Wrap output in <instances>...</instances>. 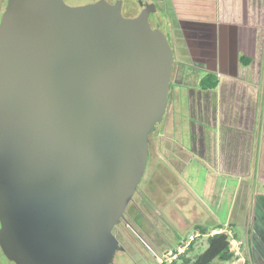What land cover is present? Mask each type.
Returning <instances> with one entry per match:
<instances>
[{
    "label": "water",
    "instance_id": "1",
    "mask_svg": "<svg viewBox=\"0 0 264 264\" xmlns=\"http://www.w3.org/2000/svg\"><path fill=\"white\" fill-rule=\"evenodd\" d=\"M155 6H152L154 9ZM121 0H8L0 20V249L111 264L166 113L174 56Z\"/></svg>",
    "mask_w": 264,
    "mask_h": 264
},
{
    "label": "crops",
    "instance_id": "2",
    "mask_svg": "<svg viewBox=\"0 0 264 264\" xmlns=\"http://www.w3.org/2000/svg\"><path fill=\"white\" fill-rule=\"evenodd\" d=\"M161 6L154 26L165 28L176 46L181 39L191 60L188 68L200 72V79L213 73L217 85L208 90L199 87L200 79L192 85L175 79L163 123L168 135L158 127L149 136V175L166 179L167 169L180 164L183 172L195 164L224 181V187L220 196L212 190L210 202L206 190L200 197L190 189L192 205L182 206L183 213L165 209L174 224L169 232L161 228L163 238L153 240L145 219L138 225L164 250L186 238L181 230L188 235L198 227H229L234 239L245 242V264H264V0H162ZM173 52L177 75L180 61L174 47ZM180 183L178 198L186 189ZM225 199L228 210L222 219L210 206L219 212ZM150 200L159 203L153 196ZM0 264H13L1 249Z\"/></svg>",
    "mask_w": 264,
    "mask_h": 264
},
{
    "label": "rangeland",
    "instance_id": "3",
    "mask_svg": "<svg viewBox=\"0 0 264 264\" xmlns=\"http://www.w3.org/2000/svg\"><path fill=\"white\" fill-rule=\"evenodd\" d=\"M93 1L95 0H64V2L69 6L85 5V4L92 3ZM121 1L123 2L122 15L125 16L126 18H133L135 14H138V16L139 14L144 15L143 11H146L147 9L144 8L143 4L145 3L148 4L149 9H150L149 10V14H150L149 23L153 28H156L153 24V16H155L157 13L160 12L158 9L159 8L161 9L162 7L161 6L162 0H121ZM133 4H135V7H132ZM3 6L4 4L2 2L0 5V18L3 12ZM152 6H156V7H154L153 9ZM148 15H147V19H148ZM162 29L161 30L164 31V33L166 34L165 28H162ZM169 40L171 41L172 39L170 38ZM179 41L180 42L177 44V46L174 45L172 41L169 42L170 47L172 48V51H173V47L174 49H176V57L178 58L177 61L178 62L180 61L179 66H178L179 72L176 75V80L178 81L179 85H180V81H182V83H186L187 85L196 84L198 83L201 74L200 72L196 70L192 72L193 69L188 68L191 66L190 64L191 60H190V57L186 55L187 54L186 51H184L183 41H181V39ZM174 55L175 54L173 52V56ZM183 73L184 74L186 73L187 75L184 76ZM178 84L176 85L177 87L179 86ZM169 99H170V95H169ZM165 119H166V113L164 115L163 121L161 123H158L156 127L157 128L159 127V130H161V133L163 132L165 135H168L167 129L163 128L164 127L163 123ZM177 119L178 118L176 117L174 118L172 117V120H177ZM183 120L185 119H182V121ZM179 165L175 166V170L169 169L168 171L167 169L166 179H164L163 175H159V176H156V175L154 176V174L149 175L148 169H149V166H151V164L150 162L148 163L147 161L144 175L137 187V193L142 191L144 194L141 197H139L138 194L134 196V200L136 202L138 201L141 204L142 209L146 214H148L149 211L145 207H143L144 203L145 202L150 203V205L149 203L148 205H149V208L152 210L153 215L155 216L154 218L153 217L152 218L153 220L155 219L154 225L158 227L157 232L162 231L161 228H163L164 231L169 232V230H171V225L174 224L172 221L169 220L166 210H173L176 213V210L179 209L182 212L184 209L182 208V206L186 208V206L192 205V202L190 201V199L187 198L189 195L188 193L190 191H194V193L197 192L199 193V195L200 194L202 195V193L205 192L206 190L205 199L209 202L211 200L210 195L212 193V190L214 192L216 191L217 194H219V196L222 195L224 181H220L221 179L217 181L218 177H215V174L214 175L207 174V172H205L201 167H197L195 164H191L190 166L187 164V167L185 168V170L181 172L184 166L181 167ZM158 174L160 173H157V175ZM178 183H180L181 186L186 188V189H182V192H181L182 195L179 196V198L175 196L179 192ZM201 195L200 197H202ZM152 196L154 199H157L159 203L153 204L152 201L150 200V198L152 199ZM193 199L195 200L194 204L196 205L197 198L196 199L193 198ZM236 200H237L236 204H238V201H239L238 197L236 198ZM226 201L227 199H225L222 205V210L219 212L217 208L215 209V206L213 205L210 206L215 210L216 214L217 213L219 214V217H221L222 219L226 218L225 216L228 210ZM161 203H164L163 209L159 207ZM127 211L128 213L132 214L130 220H133L135 218V212L133 209L132 202L129 203L127 207ZM135 220H137L138 224L139 222H141L139 218H135ZM137 223L136 222L133 223V221L129 222V225L132 227V230L128 228L127 232L133 244L131 243L128 245L126 252L122 253V251H117L115 253V256H114L115 264H157V260L154 259L153 257L152 250H150V248L146 247V245L143 244V241L144 240L149 241V238L148 236H144L146 235V232H144L143 229H141V227ZM178 223L179 224L182 223L180 226L184 227L183 225L184 222L179 221ZM119 228H121V226H119ZM226 228H227V231H229V227H226ZM164 231H162L163 234H164ZM181 231L184 232L183 236L187 237L188 230H181ZM206 237L207 235L204 236L201 240L198 241L196 245L193 246V250L189 253L190 256H195L197 253H200L205 249ZM243 262L244 260L239 261V263H236V264H245V262L244 263Z\"/></svg>",
    "mask_w": 264,
    "mask_h": 264
},
{
    "label": "flooded vegetation",
    "instance_id": "4",
    "mask_svg": "<svg viewBox=\"0 0 264 264\" xmlns=\"http://www.w3.org/2000/svg\"><path fill=\"white\" fill-rule=\"evenodd\" d=\"M96 1L97 0L93 1L92 3L96 2ZM2 2L4 4V6H3V12H4L5 11V8L7 6L8 0H0V5H1ZM143 6L146 9L148 7V4L145 3V4H143ZM122 7H123V2H122ZM132 7H135V4H133ZM3 12H2V14H3ZM121 12H122V9H121ZM137 16H138V14H135L134 17H137ZM1 17H2V15H1ZM149 18H150V14L148 15V21H149ZM0 20H1V18H0ZM155 27L158 28L157 26H155ZM203 47H209V46L200 45L199 48L201 49ZM209 63L211 64V62H209ZM175 67L176 66L173 63L172 75H171V80H170V89H171L174 81H176L175 80L176 79V68ZM193 71L194 70H192V72ZM156 129H157V127L155 126V129L151 132L150 135H152L156 131ZM137 194H138L139 197H141L144 193L142 191L137 193V189H136V192L134 193L132 199L129 201V203H131V202L133 203V209H134V212H135V218H139L140 220L145 219L150 224V229H151V230H147V231L148 232L150 231L153 234V240H157L158 237H160L162 235H161V233L159 231L157 232L158 227L156 225H154L155 219L153 220V218L155 216L153 215L152 210L149 208L148 203L145 202L144 203V206H143V207H145L149 211V213L146 214L143 211L141 204L138 201L136 202L134 200V196L137 195ZM129 203H128V205H129ZM128 205H127V207H128ZM127 207H126L125 212H124V217L113 228V234L117 237V239L119 241L120 249L118 251H122V253L126 252L128 245L132 243V240L129 237V234L127 232V229L128 228L130 230H132V227L129 225V222L133 221V223H135V222L137 223V220H135V218L133 220H130L132 214L131 213H128ZM119 226H121V228H119ZM144 236H147V233ZM162 238H163V236H162ZM162 238H159V239H162ZM153 243L154 242H152V239H149V241L148 240L147 241L146 240L143 241V244L146 245V247L150 248V250H152L153 257H154V259H156L157 256L164 254L167 250H164L161 246L153 245ZM111 264H115L114 263V259H113V261H112Z\"/></svg>",
    "mask_w": 264,
    "mask_h": 264
},
{
    "label": "trees",
    "instance_id": "5",
    "mask_svg": "<svg viewBox=\"0 0 264 264\" xmlns=\"http://www.w3.org/2000/svg\"><path fill=\"white\" fill-rule=\"evenodd\" d=\"M216 85L217 80L211 72L204 75L199 81V87L202 89H214ZM196 229L207 235L205 249L195 256H190L189 253L193 250L192 245L189 251L180 257V262L173 264H229L234 260L231 242L226 234L212 233V230L209 231L202 227Z\"/></svg>",
    "mask_w": 264,
    "mask_h": 264
},
{
    "label": "built area",
    "instance_id": "6",
    "mask_svg": "<svg viewBox=\"0 0 264 264\" xmlns=\"http://www.w3.org/2000/svg\"><path fill=\"white\" fill-rule=\"evenodd\" d=\"M213 233H224L226 234L231 242V249L233 251L234 260L231 262L232 264H236L239 261H242V247L244 245V240H236L233 238L230 230L227 231V228H219L214 230ZM204 234L200 233L198 230L192 231L187 235L186 238L181 240V242L173 248H169L164 254L156 257L157 264H173L174 262H180V257L189 251L190 246H194L201 240ZM244 263V262H243Z\"/></svg>",
    "mask_w": 264,
    "mask_h": 264
}]
</instances>
